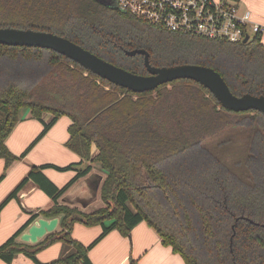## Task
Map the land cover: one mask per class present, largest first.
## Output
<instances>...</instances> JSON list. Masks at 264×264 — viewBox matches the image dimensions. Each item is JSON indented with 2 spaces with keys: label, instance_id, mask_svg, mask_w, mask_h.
<instances>
[{
  "label": "trees",
  "instance_id": "obj_1",
  "mask_svg": "<svg viewBox=\"0 0 264 264\" xmlns=\"http://www.w3.org/2000/svg\"><path fill=\"white\" fill-rule=\"evenodd\" d=\"M9 26L64 36L133 73H146L143 56H129L125 50L142 48L154 66H209L221 74L232 93L264 94L260 33L246 42L182 34L99 0H0V27ZM23 108L41 120L43 128L16 156L4 141ZM44 113L51 114L47 122ZM0 114V158L5 169L24 157L60 116L71 119L66 146L89 162L62 187L52 183L43 169L66 171L75 164L33 165L7 195L0 208L32 180L54 203L31 213L0 245L4 262L24 254L36 264H92L88 249L110 230L129 236L136 224L145 221L185 264H264L262 112L227 110L190 79L134 93L54 51L0 44ZM93 162L106 174L100 187L103 206L83 212L59 204L57 200L91 170ZM39 216L57 217L58 229L35 243L19 240ZM76 222L101 225L102 232L84 246L71 236ZM55 241L74 251L49 263L39 262L36 253Z\"/></svg>",
  "mask_w": 264,
  "mask_h": 264
},
{
  "label": "crops",
  "instance_id": "obj_2",
  "mask_svg": "<svg viewBox=\"0 0 264 264\" xmlns=\"http://www.w3.org/2000/svg\"><path fill=\"white\" fill-rule=\"evenodd\" d=\"M236 1L241 13L249 11L251 21L264 24V0H251L246 6L241 0ZM261 41L264 44V31L261 33ZM50 117L49 113L42 115L43 121L46 122ZM70 124L69 117H58L26 155L12 162L7 169H5L4 159L0 158V177L5 172L0 178V204L27 176L33 165L53 164L63 167L75 164L73 169L66 171H58L51 167L43 169L44 175L57 187H62L77 174L78 170L88 165V161H81L80 156L66 146ZM42 128V121L34 118L27 108L25 112L20 113V119L5 138V145L12 154L19 156L35 140ZM95 153L96 149L92 148V154ZM105 178L106 174L100 169L99 164L91 163V170L79 177L57 200L58 203L77 207L83 212L94 211L103 204L100 199V187ZM53 203V200L43 190L32 180H28L18 191L16 197L0 208V245L28 220L31 213L48 209ZM27 229L28 227L23 232ZM57 229L58 224L55 230ZM101 232V225L86 226L76 222L72 227L71 236L82 245L88 246ZM73 251L71 245L55 241L39 250L36 258L41 263H49L57 258L66 257ZM87 255L92 264H185L182 257L174 253L170 246L162 244L158 233L145 221L136 224L129 236L122 235L116 229L110 230L88 249ZM0 264L36 263L26 255L18 254L10 263L0 259Z\"/></svg>",
  "mask_w": 264,
  "mask_h": 264
},
{
  "label": "water",
  "instance_id": "obj_3",
  "mask_svg": "<svg viewBox=\"0 0 264 264\" xmlns=\"http://www.w3.org/2000/svg\"><path fill=\"white\" fill-rule=\"evenodd\" d=\"M99 1L110 5L102 0ZM247 40L248 36L243 39V42ZM0 44L37 47L54 51L78 63L98 77L134 93L150 91L161 84L176 79H190L208 89L220 105L227 110L236 112L258 110L264 114V94L243 93L236 95L232 93L221 74L209 66L193 63L154 66L149 61L148 52L142 48L125 50V53L129 56L136 54L143 56L145 74L128 71L99 57L72 40L49 31L10 26L0 27ZM57 224V217L52 219L37 218L28 226L27 231L20 235V240L35 243L45 234L54 231Z\"/></svg>",
  "mask_w": 264,
  "mask_h": 264
},
{
  "label": "built area",
  "instance_id": "obj_4",
  "mask_svg": "<svg viewBox=\"0 0 264 264\" xmlns=\"http://www.w3.org/2000/svg\"><path fill=\"white\" fill-rule=\"evenodd\" d=\"M112 5L167 30L211 39L241 42L264 31L249 11H239L236 0H114Z\"/></svg>",
  "mask_w": 264,
  "mask_h": 264
},
{
  "label": "rangeland",
  "instance_id": "obj_5",
  "mask_svg": "<svg viewBox=\"0 0 264 264\" xmlns=\"http://www.w3.org/2000/svg\"><path fill=\"white\" fill-rule=\"evenodd\" d=\"M243 1H244V3H243ZM243 1L241 0L242 4H243L244 6H246V5H247V2H248V1H251V0H243ZM44 59H45V60L42 61V62H44V63H43V71H45V70L47 71V69H48L47 66L49 65V63H47V57H44ZM26 109H27V108H23V109H21V110H20V113L25 112ZM2 118H3V116L0 114V119H2ZM101 206H103V204H102ZM98 208H99V207H98Z\"/></svg>",
  "mask_w": 264,
  "mask_h": 264
},
{
  "label": "flooded vegetation",
  "instance_id": "obj_6",
  "mask_svg": "<svg viewBox=\"0 0 264 264\" xmlns=\"http://www.w3.org/2000/svg\"><path fill=\"white\" fill-rule=\"evenodd\" d=\"M102 1H104L106 3H109V4H113L114 3V0H102Z\"/></svg>",
  "mask_w": 264,
  "mask_h": 264
}]
</instances>
